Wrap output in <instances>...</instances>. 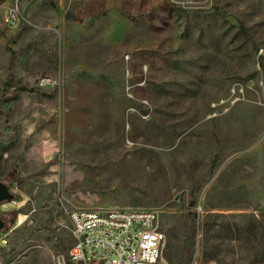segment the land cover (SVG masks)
<instances>
[{
	"label": "rangeland",
	"instance_id": "rangeland-1",
	"mask_svg": "<svg viewBox=\"0 0 264 264\" xmlns=\"http://www.w3.org/2000/svg\"><path fill=\"white\" fill-rule=\"evenodd\" d=\"M20 8L0 32V181L23 203L0 218L27 217L0 264H58L75 206L159 210L166 264L191 226L187 264H264V0Z\"/></svg>",
	"mask_w": 264,
	"mask_h": 264
},
{
	"label": "built area",
	"instance_id": "built-area-1",
	"mask_svg": "<svg viewBox=\"0 0 264 264\" xmlns=\"http://www.w3.org/2000/svg\"><path fill=\"white\" fill-rule=\"evenodd\" d=\"M20 19V0H0V32L15 28ZM140 71L142 78L133 84H129L130 73L126 71L125 90L129 98H134V87L145 84L147 67L142 66ZM142 116L147 117L148 112ZM11 202L16 205V201ZM18 217L19 213L13 225L0 228V249L19 225ZM67 217L72 241L58 264H166L162 257L165 236L159 226V210L75 206L67 211Z\"/></svg>",
	"mask_w": 264,
	"mask_h": 264
},
{
	"label": "trees",
	"instance_id": "trees-1",
	"mask_svg": "<svg viewBox=\"0 0 264 264\" xmlns=\"http://www.w3.org/2000/svg\"><path fill=\"white\" fill-rule=\"evenodd\" d=\"M13 197H15V196H13ZM20 211H22V210L18 209L16 211H14L13 213L16 216V214H18ZM15 220L16 219L13 218V220L10 223L9 226L13 225ZM9 226H7V227H9ZM191 230H192V226L187 230V234H186V238H185L183 264H187V262L189 261V259L191 257V248H190V234H191Z\"/></svg>",
	"mask_w": 264,
	"mask_h": 264
},
{
	"label": "water",
	"instance_id": "water-1",
	"mask_svg": "<svg viewBox=\"0 0 264 264\" xmlns=\"http://www.w3.org/2000/svg\"><path fill=\"white\" fill-rule=\"evenodd\" d=\"M9 186L0 181V203L7 200H12L13 194L9 190ZM4 227V222L0 218V228Z\"/></svg>",
	"mask_w": 264,
	"mask_h": 264
},
{
	"label": "bare ground",
	"instance_id": "bare-ground-1",
	"mask_svg": "<svg viewBox=\"0 0 264 264\" xmlns=\"http://www.w3.org/2000/svg\"><path fill=\"white\" fill-rule=\"evenodd\" d=\"M23 203V201H18L16 202V205H21ZM25 216L23 214H19V217H18V224H21L24 220H25Z\"/></svg>",
	"mask_w": 264,
	"mask_h": 264
}]
</instances>
